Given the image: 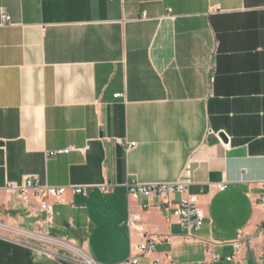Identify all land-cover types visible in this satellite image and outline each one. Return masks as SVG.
Returning <instances> with one entry per match:
<instances>
[{"label": "crops", "instance_id": "1", "mask_svg": "<svg viewBox=\"0 0 264 264\" xmlns=\"http://www.w3.org/2000/svg\"><path fill=\"white\" fill-rule=\"evenodd\" d=\"M27 179L87 196L40 212ZM263 181L264 0H0V264H68L37 239L119 264L131 213L139 264H264ZM130 182L183 183L202 228Z\"/></svg>", "mask_w": 264, "mask_h": 264}, {"label": "built area", "instance_id": "2", "mask_svg": "<svg viewBox=\"0 0 264 264\" xmlns=\"http://www.w3.org/2000/svg\"><path fill=\"white\" fill-rule=\"evenodd\" d=\"M3 22L8 21L9 18L4 15ZM122 95H116L115 98H120ZM131 148V145H128V149ZM74 150L67 149L60 151V154L69 153ZM259 187L261 188L260 196V205L262 210H264V181L259 182ZM110 187L109 185H103L100 187V190L103 193H107ZM214 188L217 191H225L228 186L226 183H221L214 185ZM128 197L130 201H138L142 197L148 199H159L163 206L159 208L164 210H169L172 203V199L176 194L181 195L180 201L176 204L174 208L173 216L178 220L180 227H182L188 233V238L193 239L192 233L199 231L204 224L206 215L199 205L196 196L188 194L187 188L183 183H178L176 185H165V184H152V185H143L135 182H130L127 184ZM11 191L20 190L22 197L26 203H30L31 197L34 198L35 203L39 207L40 212H47L49 210L48 200L59 198L65 195L68 192H71L75 195L87 196V189L85 187H61V188H52V187H43L37 181L33 179H27L25 185L22 188L11 186L9 188ZM141 216L136 213L129 214V229L131 236L134 232H139L143 236L142 243L140 245L131 244L130 254L126 260L119 264H139L142 257L152 258L155 252V242L152 241L151 236L144 235L145 229L141 226ZM1 238V236H0ZM54 245V244H53ZM55 245H62L63 248L67 249L73 255L69 257L61 258L64 259L68 264H99L92 257L84 252L83 250L68 244L66 242H58ZM236 252L235 254L228 258V261H236L238 259L240 245L235 244ZM151 264H156L151 262ZM209 264H213L211 261Z\"/></svg>", "mask_w": 264, "mask_h": 264}, {"label": "rangeland", "instance_id": "3", "mask_svg": "<svg viewBox=\"0 0 264 264\" xmlns=\"http://www.w3.org/2000/svg\"><path fill=\"white\" fill-rule=\"evenodd\" d=\"M48 242L42 239H37L34 243H38L37 244L38 246H36V248H39V249L42 248L44 250L49 251L52 254V257L56 256L55 258H59L60 261L62 260L61 258L69 257L73 255L67 249L63 248L62 245H51L52 243H48ZM62 262H65L64 259L62 260Z\"/></svg>", "mask_w": 264, "mask_h": 264}, {"label": "water", "instance_id": "4", "mask_svg": "<svg viewBox=\"0 0 264 264\" xmlns=\"http://www.w3.org/2000/svg\"><path fill=\"white\" fill-rule=\"evenodd\" d=\"M220 136H221V138H222L224 141H227V137H226L225 134H221Z\"/></svg>", "mask_w": 264, "mask_h": 264}, {"label": "bare ground", "instance_id": "5", "mask_svg": "<svg viewBox=\"0 0 264 264\" xmlns=\"http://www.w3.org/2000/svg\"><path fill=\"white\" fill-rule=\"evenodd\" d=\"M54 244H58V243H56V242H53Z\"/></svg>", "mask_w": 264, "mask_h": 264}]
</instances>
